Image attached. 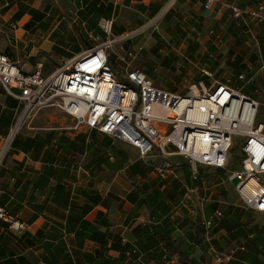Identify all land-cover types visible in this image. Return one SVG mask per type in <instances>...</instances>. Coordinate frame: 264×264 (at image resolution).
I'll return each mask as SVG.
<instances>
[{"label":"crops","instance_id":"0c3cea01","mask_svg":"<svg viewBox=\"0 0 264 264\" xmlns=\"http://www.w3.org/2000/svg\"><path fill=\"white\" fill-rule=\"evenodd\" d=\"M259 5L0 0V51L34 58L42 48L67 60L112 38L116 56L145 52L161 71H230V85L257 99L264 18L232 9ZM103 18L112 20L109 37ZM18 105L0 88V147ZM69 118L71 130L24 128L0 150V208L10 218H0V264H264V212L246 207L223 169L172 154L163 160L178 164L177 175L161 179L150 166L161 156L143 160L133 145Z\"/></svg>","mask_w":264,"mask_h":264},{"label":"built area","instance_id":"2783aa9c","mask_svg":"<svg viewBox=\"0 0 264 264\" xmlns=\"http://www.w3.org/2000/svg\"><path fill=\"white\" fill-rule=\"evenodd\" d=\"M218 1L204 0V4L211 8ZM232 14L262 19L264 6L233 8ZM111 25V19L98 22L107 37ZM113 40L102 39L49 73L43 72L41 63L26 71L10 54L0 51V88L19 103L0 150L11 143L32 114L56 108L76 126L96 129L133 145L143 160L154 154L161 156V161L150 164L161 179L177 175L178 164L163 160L172 154L185 157L191 167L221 168L226 181L236 180L233 188L246 207L264 212V180L260 178L264 174V122L256 120L261 105L258 100L240 87L216 79L208 85L199 80L184 94H173L148 82L144 70L133 66L132 51L117 56L125 72L124 80L118 79L109 60ZM201 71L211 78L210 71ZM237 79L245 80V75L240 73ZM237 137L239 166L227 169ZM220 215L216 210L206 226ZM0 218L10 220L2 207Z\"/></svg>","mask_w":264,"mask_h":264},{"label":"rangeland","instance_id":"374dc122","mask_svg":"<svg viewBox=\"0 0 264 264\" xmlns=\"http://www.w3.org/2000/svg\"><path fill=\"white\" fill-rule=\"evenodd\" d=\"M115 47L118 48V43L115 44ZM38 49V48H37ZM39 52H37L36 56L32 58L29 57H22L20 54L16 55L14 52L11 54L14 59L18 60L19 65L24 70H33L35 65L37 63L42 64V70L44 73L51 72L55 67H58L65 59V55H62L60 57L47 54L42 48L38 49ZM109 60L110 64L115 72V75L118 79L124 80L125 72L124 64L122 61H120L116 54L113 53V49L109 50ZM132 64L134 67L144 70L147 80L151 85H154L158 88H164L168 90L169 92L173 94H184L188 91V87H190L192 84L197 82V79L203 74L202 71H195L192 69V71H181V73H178L176 71H161L160 68H158V59L156 56L147 55L145 52H140V55L133 58ZM147 69H150L149 71L151 75L149 76L147 74ZM232 73L230 71H222L220 73V76L218 74L214 75L212 74L211 78H209V82L213 80H219L227 83L233 84L235 83L233 77L231 76ZM238 80V79H237ZM236 84V83H235ZM254 96V94H253ZM257 99L259 100V105L256 120L260 122H264V92H259L255 95ZM19 116V115H17ZM66 118L68 120H66ZM37 119V120H36ZM69 116L65 114L64 112L56 109V108H43L36 113L32 114L28 119L22 122V126L19 129H29L32 126L36 127H64L66 130H71L69 127L70 125H67V121L69 120ZM240 138L237 137L234 141L233 148L230 151V158L229 163L227 165V169H237L239 166V161L241 157V151H240ZM260 178L264 180V174L260 175ZM236 180L229 182V185L231 188L233 187Z\"/></svg>","mask_w":264,"mask_h":264},{"label":"trees","instance_id":"16d2710c","mask_svg":"<svg viewBox=\"0 0 264 264\" xmlns=\"http://www.w3.org/2000/svg\"><path fill=\"white\" fill-rule=\"evenodd\" d=\"M147 74H148L149 76L151 75V73H150L149 71H148ZM203 77L207 78L206 75H205V76L203 75L202 78H201V79H197V81H199V80H203V81L205 82V85H206V84L208 85L209 82H208L206 79H204ZM244 90H245V92H246L247 89H244Z\"/></svg>","mask_w":264,"mask_h":264},{"label":"bare ground","instance_id":"6f19581e","mask_svg":"<svg viewBox=\"0 0 264 264\" xmlns=\"http://www.w3.org/2000/svg\"><path fill=\"white\" fill-rule=\"evenodd\" d=\"M19 124V123H18ZM19 125H17V127H18Z\"/></svg>","mask_w":264,"mask_h":264}]
</instances>
